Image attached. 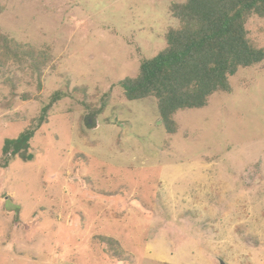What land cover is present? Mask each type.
Here are the masks:
<instances>
[{
	"label": "rangeland",
	"instance_id": "obj_1",
	"mask_svg": "<svg viewBox=\"0 0 264 264\" xmlns=\"http://www.w3.org/2000/svg\"><path fill=\"white\" fill-rule=\"evenodd\" d=\"M184 1L0 0V32L49 58L39 88L28 65L0 67V264H264V61L178 111L172 135L119 86ZM246 29L264 48V18Z\"/></svg>",
	"mask_w": 264,
	"mask_h": 264
},
{
	"label": "trees",
	"instance_id": "obj_2",
	"mask_svg": "<svg viewBox=\"0 0 264 264\" xmlns=\"http://www.w3.org/2000/svg\"><path fill=\"white\" fill-rule=\"evenodd\" d=\"M169 12L178 25L165 33L164 48L143 59L137 74L124 78L119 86L127 101L153 99L163 130L172 135L177 132L174 115L178 111L201 109L214 94H230L231 77L264 61V48L249 40L246 29L250 19L264 18V0H185L171 4ZM47 59L44 53L17 44L0 32V67L9 62L28 65L37 75L38 88ZM15 87L11 83V95ZM50 108L42 110L41 122L46 121ZM32 137L33 131H26L6 139L2 153L19 154L28 148ZM97 237L106 243L109 257L120 261L117 241Z\"/></svg>",
	"mask_w": 264,
	"mask_h": 264
},
{
	"label": "water",
	"instance_id": "obj_3",
	"mask_svg": "<svg viewBox=\"0 0 264 264\" xmlns=\"http://www.w3.org/2000/svg\"><path fill=\"white\" fill-rule=\"evenodd\" d=\"M218 264H226L223 260L218 259Z\"/></svg>",
	"mask_w": 264,
	"mask_h": 264
}]
</instances>
